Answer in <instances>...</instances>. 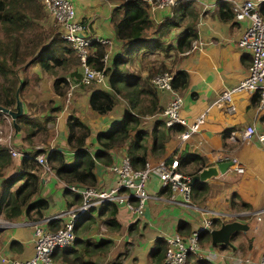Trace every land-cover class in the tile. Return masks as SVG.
<instances>
[{
  "label": "crops",
  "instance_id": "1",
  "mask_svg": "<svg viewBox=\"0 0 264 264\" xmlns=\"http://www.w3.org/2000/svg\"><path fill=\"white\" fill-rule=\"evenodd\" d=\"M71 1L76 18L86 25L90 34L110 39L109 44L104 45L108 47V55H112L111 60L123 54V40L117 37L112 21L113 9L119 7L123 0ZM186 1L191 3L197 13V17L193 18L196 36L191 41V45L183 53L176 52L178 35L186 27L188 20H192L191 15L186 14L180 24L170 27L159 36L156 29L170 15L172 8H150L148 4L147 11L152 25L145 29V35L148 38L159 39L160 43L153 48L131 54L125 66L130 71H139L142 76L148 73L150 66H156L161 62L165 63L172 72L180 68L185 69L188 73V82L177 90L183 100L181 114L186 118L187 123L193 122L203 111H206V115L199 129L185 140L179 139V131L171 130L162 149L155 147L152 150L151 135L144 136L146 158L156 160L197 153L201 155V159L197 161L203 163L201 167L235 158L241 165V170H237L235 162H232L224 172L204 180L208 189L202 194L198 192L200 195L194 192L192 199L197 206L202 205L215 211L248 212L245 216L238 217L248 224V228L240 229L241 233H238L234 239L232 236L233 247L229 246V249L228 245L225 247L220 246L219 243L213 244L215 247L211 250L215 252L213 257L204 259L211 264H245L243 263L245 257H249L255 264L264 244V211L260 215L255 213L264 207V142L255 134L243 138L241 131L246 125L253 124L256 130L264 133V106L258 109V100L254 96L256 93L247 91L234 93L235 108L231 112H227L221 104L213 103L223 89L237 84L247 72L251 53L238 45V38L246 21L233 19V13L230 17V10L232 12L230 0ZM124 11L121 5L119 15H123ZM49 18L53 20L50 15ZM35 66L39 69H34ZM74 68L81 73L80 65L70 70ZM29 72L36 74L37 79L28 86L29 92L23 93L21 100L25 113L30 112L31 115L36 116V119L44 121V123L40 121L38 132L44 129L50 130V137L44 141L35 139L37 133L33 137L35 148H45V151H41L45 152L43 154L47 155L50 150L56 148L65 153L67 161L72 160L74 151L67 143V118L70 114L77 115L89 125L90 133L86 143L88 150L93 152L97 148L96 133L107 129L130 110L127 101L121 97H117L116 101L119 102V106L114 108L115 103L107 113L100 114L92 110L88 102L91 87H84L82 81L75 82L73 78L76 74L70 76L69 73H66L65 77L69 79L70 76L67 95L70 93L71 96L67 97L66 102L64 94L59 95L54 90L50 91L54 78L52 77V81L48 82L47 72L38 64L33 65ZM102 83L106 86L107 79L105 78ZM78 85L79 89L75 91L74 88ZM45 87L49 90L46 92L50 94L49 98L44 94ZM158 94L159 105L164 107L172 95L171 91L163 89L159 90ZM59 98L61 100L56 103ZM45 99L51 105L41 103ZM32 103L34 109L31 107ZM160 113L144 117L142 126L151 128L155 120L162 117ZM1 120L5 122L4 119ZM20 130L21 132L14 127L11 143L20 151L29 152L32 147L22 140L24 126ZM226 130L229 132L225 133ZM230 132H234L235 139L229 136ZM125 147V145L114 147L112 150L114 158L122 154ZM23 156L21 154L12 156V164L8 167L5 176L0 177V194L2 182L13 173L20 171ZM34 160L41 166L39 171L41 185L33 199L45 197L49 203L43 216L72 209L78 205L79 203L73 202L71 194L65 193L66 186L55 172L43 171L42 164L35 157ZM195 166L196 163L191 160L182 164L180 169L190 173ZM95 172L97 186L106 189L114 184L116 174L100 162H97ZM20 182L21 179L17 180L14 186ZM146 189L153 197L147 198L143 214L139 218H135L123 204H115L114 210H112L114 205L112 202L91 205L77 219L74 228L76 237L69 247L70 251H76L81 259L92 264H162V261H157L159 256V250L157 252L156 249L157 239L166 240L167 236L175 232L189 234L199 226L206 213L193 206L171 200L169 191L155 176L147 180ZM49 196H53L54 199L51 200ZM176 198L181 199V195L177 194ZM243 202L248 206H244ZM111 215L119 222V227L114 228L106 224V219ZM66 218L67 215H61L45 221V225L48 228H56ZM33 219L38 218H34L32 213L23 212L18 217L9 219L8 225L0 227V264H6L2 262L1 256L27 258L33 253V226L27 223ZM181 223L185 227L179 229ZM209 241L204 239L200 244L206 251L209 249L207 247ZM193 255L185 264H193L194 259L199 258L198 255ZM233 255L241 259H233Z\"/></svg>",
  "mask_w": 264,
  "mask_h": 264
},
{
  "label": "trees",
  "instance_id": "2",
  "mask_svg": "<svg viewBox=\"0 0 264 264\" xmlns=\"http://www.w3.org/2000/svg\"><path fill=\"white\" fill-rule=\"evenodd\" d=\"M121 5L125 9L123 15H119ZM147 7L146 0H123L119 7L113 9L112 21L117 37L123 40L124 51L123 54L113 58L109 64L102 60L106 52L104 44L93 41L89 45V63L93 67L103 70L104 77L107 79L106 86H96L93 84L94 81L87 84L81 82L82 74L77 72L76 68L70 70L72 67L80 65V58L71 43L60 37L53 26L49 29L44 28L43 21L46 13L41 0H0V75L2 77L0 104L14 107L17 88L18 95L22 99L23 93L29 91L28 86L37 79V75L30 73L29 69L38 64L43 71L53 74L55 70L59 69L69 73L70 76L76 74L73 78L75 82L80 81L84 87H91L88 102L90 108L97 113L104 114L111 110L117 97L126 100L130 107V110L121 119L114 121L107 129L99 130L96 133L97 148L93 152L88 150L86 143L90 133L89 125L77 115L70 114L68 116L67 143L74 151L72 160L67 161L65 153L56 148L50 150L46 155L50 168L62 181L68 184L96 185L95 166L97 162L104 166L110 165L115 159L112 151L114 147L125 145V152L129 155L132 165L141 167L148 160L146 146L143 144L144 136L151 135L152 150L155 147L162 149L171 130L180 131L184 128L180 124L165 126L162 117H158L155 124L149 129L142 126L144 117L156 114L163 108L159 105V90L151 81L153 75L161 70H171L161 62L156 66H150L148 73L142 76L139 71H130L125 66L131 54H137L146 48H153L160 43L159 39L148 38L145 35V29L152 25ZM260 11L264 15V2L260 5ZM186 14L191 15L192 20H188L186 27L179 33L175 45L176 52L181 53L191 45V41L196 36L193 18L197 17V13L191 3L186 0H178L172 6L170 15L156 29L161 36L170 27L180 24ZM229 15L232 16L231 10ZM56 74L52 82L53 89L57 94L63 95L69 84L70 76L67 79L63 73ZM187 82L188 73L185 69L180 68L173 72L172 86L174 89L179 90ZM254 96L258 100V93ZM31 105L34 109V104ZM16 122L20 128L24 126L25 132L22 134V140L32 149L25 152L20 171L13 173L11 177L9 176L2 182L0 213L8 219H14L23 212L32 213L34 218H41L49 205L48 199L45 197L33 199L41 185L39 175L41 166L34 160V157L37 153L45 151V148H35L33 141L41 122L36 120V116L31 115L30 112H23ZM228 132L229 130L225 131V133ZM200 159L201 155L197 153L180 156L178 157L179 167L192 160L196 163L194 170L189 173L192 175L203 165L202 162H197ZM12 162L13 158L7 143L0 142V177L5 176ZM19 179L22 182L14 186ZM207 189V183L204 181L197 180L191 185L193 195L194 192L202 194ZM65 193L73 196L74 203L81 202L79 192L71 191L66 187ZM112 204H114L112 205V210H114L116 203L112 202ZM244 206H248V204L245 203ZM106 224L114 228L119 227V222L113 215L106 219ZM183 227L185 226L181 223L179 229ZM204 239L210 240L209 232L205 229L199 234V243L202 244ZM71 245L56 249L53 257L71 264H91L90 261L81 259L76 251H70ZM220 246L222 245L220 244ZM165 248L166 240L158 238L156 246L157 252L159 250L158 262H163ZM190 255L193 254L189 253L188 257ZM193 264L211 263L204 258H195Z\"/></svg>",
  "mask_w": 264,
  "mask_h": 264
},
{
  "label": "built area",
  "instance_id": "3",
  "mask_svg": "<svg viewBox=\"0 0 264 264\" xmlns=\"http://www.w3.org/2000/svg\"><path fill=\"white\" fill-rule=\"evenodd\" d=\"M150 8L168 7L172 8L178 0H146ZM232 5L233 19L246 21V25L238 38V45L247 49L251 53V61L247 67L245 76L234 86L223 89L218 97L213 101L221 104L227 111L231 112L235 106L233 95L238 91L258 93V109L264 106V15L260 11V5L264 0H230ZM45 11L52 16L58 25L60 37L71 43L74 51L80 58L81 81L91 82L93 80L103 81V70L93 67L88 61L89 45L93 41L101 44H109L110 39L102 36H93L87 30L83 22L76 18L75 8L71 0H41ZM108 52L102 57L107 63ZM173 72L171 70H161L153 75L151 81L158 90L168 89L171 97L160 111L165 126L174 124L185 125L178 132V137L185 140L192 133L196 132L204 121L206 111L200 113L193 122L187 123L186 118L181 114L182 96L172 86ZM69 93V92H68ZM0 116L4 118L9 127V133L4 136L0 128V142L5 141L9 147L11 156L25 155L11 143L13 130V120L11 116L0 110ZM255 134L257 138L264 142V133L256 130L253 124H248L241 131L243 138ZM229 136L235 139L234 132ZM43 167V171L52 172L47 162L46 154L40 153L35 156ZM235 168L241 170V165L233 158ZM108 170L116 174L114 184L106 189L97 185H76L64 182L66 187L81 194V202L72 209L46 215L38 219H33L27 223L33 226V253L27 258L1 256L2 262L6 264H71L61 259H55L53 253L56 249L65 248L71 245L75 239V224L80 214L87 211L91 205L114 202L125 205L132 212L135 218L143 214L144 204L148 197H153L146 189V182L151 176H155L170 193V199L183 205H190L206 213L200 221L198 227L187 235L175 232L166 238V248L162 264H185L189 253L199 256V258L211 259L213 251L204 250L199 243V234L202 230L208 232L213 227H217L221 222L230 219H239L248 212H223L207 209L205 206H197L192 199L191 184L189 183L191 174L183 172L179 167L177 156L160 158L156 160H146L143 166L134 167L130 157L124 151L115 157L113 162L106 166ZM180 194L181 199L176 195ZM160 197V196H159ZM264 207L256 211L260 215ZM67 215L62 224L56 228H48L45 221ZM10 220L0 214V227L6 226ZM217 254V253H216ZM233 259H241L233 255ZM243 263L253 264L249 257H245ZM92 264V263H91ZM255 264H264V244L259 258Z\"/></svg>",
  "mask_w": 264,
  "mask_h": 264
},
{
  "label": "water",
  "instance_id": "4",
  "mask_svg": "<svg viewBox=\"0 0 264 264\" xmlns=\"http://www.w3.org/2000/svg\"><path fill=\"white\" fill-rule=\"evenodd\" d=\"M0 110L3 112L8 113L12 120H13V125L15 127V130H18L19 124L16 122V119L21 116V114L24 112V106H23V101L18 95V88L16 90V103L14 107H7L2 104H0ZM232 164V160H221L217 162L216 164L213 165H208V166H203L201 167L196 173L192 174L189 183L192 185L195 181H204L207 178L217 175L219 172H224L227 167ZM248 224L241 221L240 219H230L226 220L220 223L219 226L213 227L209 231L210 235V242L212 244H221L223 245H228L232 246V236L233 232L236 230L240 229H247Z\"/></svg>",
  "mask_w": 264,
  "mask_h": 264
},
{
  "label": "rangeland",
  "instance_id": "5",
  "mask_svg": "<svg viewBox=\"0 0 264 264\" xmlns=\"http://www.w3.org/2000/svg\"><path fill=\"white\" fill-rule=\"evenodd\" d=\"M45 13H46V16H45V18H44V21H43V25H45V29H49V28H51L52 26L54 27V29L56 30V32H58L59 33V31H58V25L54 22V20H52V19H50L49 18V15L47 14V12L45 11ZM104 48H106V51H108L107 49H108V47L107 46H104ZM110 56V57H109ZM111 58H112V55H108V58H107V63L106 64H109V62H110V60H111ZM34 69H36V70H38L39 68H38V66H35L34 67ZM57 69H59V68H57ZM47 72V76H49V78H48V82H51L52 81V77L54 78V75L56 74V75H61V73H63V74H66L67 72H65L64 70H62V69H59V70H55L54 71V74L53 73H51V72H48V71H46ZM105 78L106 77H104V80H105ZM104 80L103 81H94V85H96V86H102V85H104V83H102V82H104ZM0 81H2V77H1V75H0ZM53 82V81H52ZM70 85L68 84V86H67V88H65L66 89V92L64 93V96H66V102L68 101V98L71 96L70 95V93L67 95V91L69 90L68 89V87H69ZM50 91L51 90H54L53 88V83H51V86H50ZM79 89V85L78 86H75V88H74V90L76 91V90H78ZM71 90H72V88H71ZM29 92V91H28ZM28 92H26V94L28 93ZM46 92H49V90H48V88L47 87H45V93L44 94H46ZM55 93H56V91H55ZM72 94V93H71ZM50 94H46V98H49L50 96H49ZM70 95V96H69ZM61 97V96H60ZM68 97V98H67ZM61 100V98H59V99H57L56 100V103L58 102V101H60ZM65 100V99H64ZM39 102H41V101H39ZM41 103H43L44 105H51L50 103H49V101L47 100V99H45L43 102H41ZM119 106V102L117 103L116 102V106L114 107V108H116V107H118ZM0 118L2 119V116H0ZM0 119V120H1ZM36 120H38V121H42V119L40 120V119H36ZM43 123H44V121H42ZM47 123V122H46ZM4 127H6V128H4ZM0 128H1V130H2V132H3V135L4 136H6L8 133H9V127H8V125H7V122H3L2 120H1V123H0ZM6 130V131H5ZM13 131H14V125H13V130H12V133H13ZM50 130H48V129H44V130H42L41 132H37V134H36V137H35V139H38V140H41V141H44V140H46L47 139V137H50ZM34 139V140H35ZM89 139V138H88ZM22 181V180H21ZM49 198L51 199V200H53L54 198H53V196H49ZM226 219H229L230 220V218H226ZM238 233H241V230H236V231H234L233 232V239L236 237V235L238 234ZM232 239V238H231ZM208 246L207 247H209V249L208 250H212V249H214L215 247L213 246V244H211V242L209 241V243L207 244ZM229 249H230V247H229ZM193 254V253H192ZM194 255H190L188 258H187V260H186V263H188V261L190 260V257H193Z\"/></svg>",
  "mask_w": 264,
  "mask_h": 264
}]
</instances>
